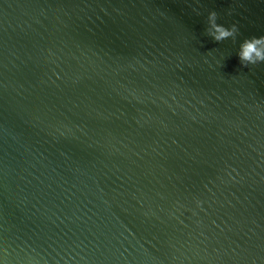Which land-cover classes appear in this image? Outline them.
I'll list each match as a JSON object with an SVG mask.
<instances>
[{
  "label": "water",
  "instance_id": "95a60500",
  "mask_svg": "<svg viewBox=\"0 0 264 264\" xmlns=\"http://www.w3.org/2000/svg\"><path fill=\"white\" fill-rule=\"evenodd\" d=\"M261 35L264 0H0V264H264Z\"/></svg>",
  "mask_w": 264,
  "mask_h": 264
},
{
  "label": "clouds",
  "instance_id": "9594fccd",
  "mask_svg": "<svg viewBox=\"0 0 264 264\" xmlns=\"http://www.w3.org/2000/svg\"><path fill=\"white\" fill-rule=\"evenodd\" d=\"M217 13L215 11L208 12V20L210 23L213 39L217 42L228 38H234L237 35L238 29L236 24L224 26L217 24ZM237 58L241 66L255 65L264 62V35L259 37H246L243 39L237 50Z\"/></svg>",
  "mask_w": 264,
  "mask_h": 264
}]
</instances>
